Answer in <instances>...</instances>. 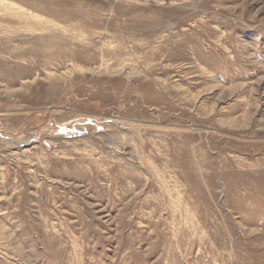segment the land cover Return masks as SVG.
<instances>
[{
  "label": "rangeland",
  "instance_id": "obj_1",
  "mask_svg": "<svg viewBox=\"0 0 264 264\" xmlns=\"http://www.w3.org/2000/svg\"><path fill=\"white\" fill-rule=\"evenodd\" d=\"M0 264H264V0H0Z\"/></svg>",
  "mask_w": 264,
  "mask_h": 264
}]
</instances>
